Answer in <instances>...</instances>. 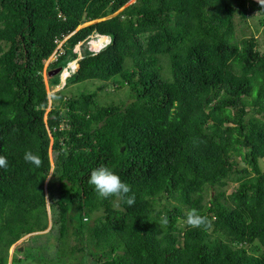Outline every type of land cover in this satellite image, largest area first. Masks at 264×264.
<instances>
[{
    "label": "trees",
    "instance_id": "16d2710c",
    "mask_svg": "<svg viewBox=\"0 0 264 264\" xmlns=\"http://www.w3.org/2000/svg\"><path fill=\"white\" fill-rule=\"evenodd\" d=\"M250 16L264 27L258 0H0V264H85V235L93 264H264V46L236 22ZM107 85L116 100H98ZM101 165L134 205L97 197ZM191 208L206 228L180 222Z\"/></svg>",
    "mask_w": 264,
    "mask_h": 264
},
{
    "label": "clouds",
    "instance_id": "9594fccd",
    "mask_svg": "<svg viewBox=\"0 0 264 264\" xmlns=\"http://www.w3.org/2000/svg\"><path fill=\"white\" fill-rule=\"evenodd\" d=\"M258 3L261 6H264V0H258ZM94 35L98 36L99 39L102 36L98 34H94ZM108 42H109V36L107 35L106 43ZM106 43L104 45H106ZM98 50H92V51H98ZM60 76H61V72H60ZM64 82H65V78H64ZM36 110L39 109L37 108ZM23 159L25 162L35 165L37 168H39L42 165L41 157L38 154L34 153L32 150L25 151L23 154ZM8 166H9L8 158L4 155H0V168L6 169ZM88 183L93 186L94 191L96 192L97 197L99 199L107 200L109 198H114L115 203L124 202L128 206H132L135 203L136 197L135 194L131 192L130 185L122 181L119 175L107 166L101 165L97 168H94L89 175ZM180 222L188 228H201V227L206 228L209 225L208 218L206 216H202L195 208L188 209L185 213L183 220H181ZM160 223L161 225L168 224V218L166 215H164L161 218Z\"/></svg>",
    "mask_w": 264,
    "mask_h": 264
},
{
    "label": "rangeland",
    "instance_id": "374dc122",
    "mask_svg": "<svg viewBox=\"0 0 264 264\" xmlns=\"http://www.w3.org/2000/svg\"><path fill=\"white\" fill-rule=\"evenodd\" d=\"M236 22H237V35H239V36H249L250 34H254L256 36V38L258 39L259 44L261 46H264V44L262 42V32H263L264 27H263V25H259V21H258V17L257 16L248 17V20H247L246 24L245 23H239L237 19H236ZM106 42H107V39H102V38L99 39L98 36L92 35L87 40V45H88L89 49H91V50H98ZM75 50H78V45L75 47ZM69 66L75 68L76 67V60L70 61ZM66 75H67V71H66V69H63L61 71L60 82L56 86L48 88V93H49V97H50V104H51V102L54 105L59 103V99H58V97L56 95V90L63 86L64 78H65ZM44 79H47V75L44 76ZM81 84H84V83H79V84L72 85L71 88H69V90L72 91L73 93H76L81 88H87V87L90 88L91 87V85H90L91 83H87V84H85V86L84 85L81 86ZM100 84H101L100 82H97V85H100ZM114 89L115 88L111 87L110 85L105 86L104 89H102L101 91H98V100L107 101V102H109L111 99L116 100L117 97H118V94L115 93L116 95H114V92H113V91H115ZM119 94L122 97L125 96L124 93H119ZM235 185H236V183H235ZM235 185H234V183L229 181L228 185L226 186V188H228L230 190ZM27 238H28L27 236H24L22 239L25 240ZM84 241H85V244H86L85 245L86 246V252H85V255L82 257L83 262L85 264H93V260H92V257H91L90 254L93 252L94 249H93V245L91 244L88 235H85ZM39 242H43V239L41 241H39ZM18 249H19V246H18ZM78 257H79L78 261L80 262V258H81L80 253L78 254Z\"/></svg>",
    "mask_w": 264,
    "mask_h": 264
},
{
    "label": "water",
    "instance_id": "95a60500",
    "mask_svg": "<svg viewBox=\"0 0 264 264\" xmlns=\"http://www.w3.org/2000/svg\"><path fill=\"white\" fill-rule=\"evenodd\" d=\"M109 17H110V16H109ZM106 18H107V17H106ZM57 71H58V69L54 70L52 73H50V75H51V74H54V73L57 72ZM121 149H123V147H122ZM22 248H23L22 246L19 247L20 250H22Z\"/></svg>",
    "mask_w": 264,
    "mask_h": 264
},
{
    "label": "bare ground",
    "instance_id": "6f19581e",
    "mask_svg": "<svg viewBox=\"0 0 264 264\" xmlns=\"http://www.w3.org/2000/svg\"><path fill=\"white\" fill-rule=\"evenodd\" d=\"M101 38H102V39H107V36H106V35H105V36L102 35V36L100 37V39H101Z\"/></svg>",
    "mask_w": 264,
    "mask_h": 264
}]
</instances>
